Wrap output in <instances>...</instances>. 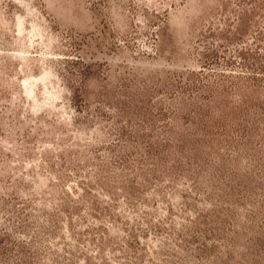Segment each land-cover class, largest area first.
Here are the masks:
<instances>
[{"label": "rangeland", "instance_id": "374dc122", "mask_svg": "<svg viewBox=\"0 0 264 264\" xmlns=\"http://www.w3.org/2000/svg\"><path fill=\"white\" fill-rule=\"evenodd\" d=\"M0 264H264V0H0Z\"/></svg>", "mask_w": 264, "mask_h": 264}]
</instances>
